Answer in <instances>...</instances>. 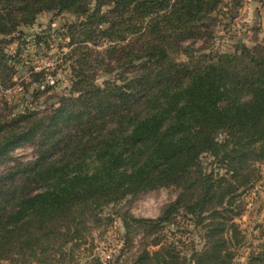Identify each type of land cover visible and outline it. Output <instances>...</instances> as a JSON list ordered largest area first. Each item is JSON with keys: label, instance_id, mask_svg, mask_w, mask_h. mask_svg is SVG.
Masks as SVG:
<instances>
[{"label": "trees", "instance_id": "16d2710c", "mask_svg": "<svg viewBox=\"0 0 264 264\" xmlns=\"http://www.w3.org/2000/svg\"><path fill=\"white\" fill-rule=\"evenodd\" d=\"M223 3L0 0V89L16 83L7 47L26 43L23 26L42 12L76 17L63 32L69 92L44 111L0 108V164L34 150L0 174V264H102L88 237L116 216L125 250L139 238L130 264H238L252 246L238 220L263 179L264 40L195 54ZM100 68L116 74L100 83ZM44 76L32 70L31 96L53 88ZM163 187L178 194L157 217L125 208ZM261 239L241 264H264Z\"/></svg>", "mask_w": 264, "mask_h": 264}, {"label": "rangeland", "instance_id": "374dc122", "mask_svg": "<svg viewBox=\"0 0 264 264\" xmlns=\"http://www.w3.org/2000/svg\"><path fill=\"white\" fill-rule=\"evenodd\" d=\"M259 3L262 9L256 11L252 8V12L249 14L247 10L245 12L239 10V8L232 9L230 0H224L220 11L215 13V16L219 18V22L214 27L213 35L192 42L196 51L195 54L213 56L219 52L233 53L240 47V44L253 48L256 44L262 43L264 40V0H259ZM232 15H235L234 18L231 17ZM75 20L76 17L68 13L54 15L52 12H42L33 25L22 27L27 35L23 39L26 40V43H22V39L19 38L7 47L9 54L18 57L16 60V74L13 78L16 83L9 89H0L1 110L7 105V112L16 113L28 104L31 108L44 111L48 106L56 103L61 96L69 92L71 70L69 61L65 60V53L68 52L69 47L67 46L68 39L64 37L63 32L66 24ZM229 21H233V24H229ZM36 36L41 38L40 42H37ZM180 58L187 60L185 55H181ZM32 70H44L45 76L42 81L45 83L44 85L47 83L52 85L53 88L38 94V96H31L33 87L37 86V84L30 85ZM105 70L104 68L98 70V82L100 83L110 76L114 77L116 74V71H114L110 75ZM41 90H44V87ZM33 158L34 150L31 145L19 147L11 152L10 157L5 162L0 164V174L10 169L17 162L32 160ZM262 170L263 179L257 184L252 193L246 197L249 202L247 211L238 220L247 232L248 242L252 243V246L247 243L249 246L240 249L239 257L236 259L238 264L245 262L252 248L263 240L261 237L264 233V165ZM166 189H168L173 200L177 196L178 190L175 187ZM159 190L149 193L158 195ZM149 193L139 197L132 204L124 203L126 204L125 208L129 207L137 217H157L163 205L153 206L151 203L145 202L146 195ZM121 208L124 207L117 206L115 210ZM115 218L116 221L109 227L93 229L88 240L95 245L93 249L94 256L99 257V254L109 252L112 259L108 264H130L139 249V238L132 244L131 249L125 250L124 230L119 217L116 216ZM84 246L86 247V245Z\"/></svg>", "mask_w": 264, "mask_h": 264}, {"label": "built area", "instance_id": "2783aa9c", "mask_svg": "<svg viewBox=\"0 0 264 264\" xmlns=\"http://www.w3.org/2000/svg\"><path fill=\"white\" fill-rule=\"evenodd\" d=\"M171 200L172 199L168 189L164 187L160 188L158 195L149 193L148 195H146L145 198V202H149L153 206L164 205L165 203L170 202ZM99 257L101 259L102 264H108L112 259V255L109 252L99 254Z\"/></svg>", "mask_w": 264, "mask_h": 264}, {"label": "crops", "instance_id": "0c3cea01", "mask_svg": "<svg viewBox=\"0 0 264 264\" xmlns=\"http://www.w3.org/2000/svg\"><path fill=\"white\" fill-rule=\"evenodd\" d=\"M230 2H231V0H230ZM260 5L261 4L259 3V0H242V5L239 7V10H243L245 12L247 10V13L250 14L252 12L251 11L252 8H254L256 11H257V9H262V6H260ZM229 24H233V21H230Z\"/></svg>", "mask_w": 264, "mask_h": 264}]
</instances>
